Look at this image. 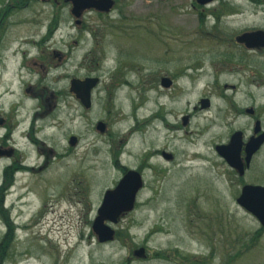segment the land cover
Masks as SVG:
<instances>
[{
  "label": "rangeland",
  "instance_id": "374dc122",
  "mask_svg": "<svg viewBox=\"0 0 264 264\" xmlns=\"http://www.w3.org/2000/svg\"><path fill=\"white\" fill-rule=\"evenodd\" d=\"M20 3L0 35V116L25 133L0 126V142L18 148L0 156V187L13 161L27 169L15 172L5 197L14 235L2 264H264V230L236 260L221 243H247L263 227L237 203V177L214 165L216 144L252 126L231 103L264 106V52L223 62L225 52L244 54L235 33L264 30V0H224L233 10L219 22L209 14L218 2L115 0L109 13L86 10L80 24L67 0ZM173 74L177 84L162 88L161 77ZM87 77L99 78L89 109L70 92L73 78ZM30 87L55 100L49 114ZM202 98L210 108L201 109ZM130 169L144 188L112 224L115 239L100 243L92 225L104 193ZM8 232L0 211V248Z\"/></svg>",
  "mask_w": 264,
  "mask_h": 264
},
{
  "label": "water",
  "instance_id": "95a60500",
  "mask_svg": "<svg viewBox=\"0 0 264 264\" xmlns=\"http://www.w3.org/2000/svg\"><path fill=\"white\" fill-rule=\"evenodd\" d=\"M72 4V14L77 18V23L81 22L80 18L86 10L95 9L100 12L109 13L115 6V0H67ZM213 0H198L202 5ZM239 42H244L248 47L264 46V31L257 30L247 32L238 36ZM169 78L162 79L164 87L171 86ZM99 78L87 77L85 79L73 78L70 82V92L74 93L76 98L80 100L82 105L89 109L92 106V91L98 85ZM203 107L209 106L207 99H202ZM184 124H187L188 116L183 118ZM106 124L100 121L97 129L104 132ZM78 142L76 136L69 139L70 145L74 146ZM264 143V134L257 138H253L248 144L249 155L257 151ZM242 144V134L237 132L227 145L217 146L218 152L228 159L231 166L242 169L239 162V154ZM164 157L171 159L172 155L164 152ZM144 188V179L142 174L137 170H127L118 184L113 189L105 191L101 206L98 209V215L95 218L92 229L98 237L100 243H106L115 239L116 230L112 224H117L121 216L130 212L135 208L138 195ZM237 203L246 211L257 218L262 227H264V186L261 185H245L241 194L237 198ZM111 223V224H110ZM135 255L142 257L145 255V249L140 248L135 251Z\"/></svg>",
  "mask_w": 264,
  "mask_h": 264
},
{
  "label": "flooded vegetation",
  "instance_id": "af4514ba",
  "mask_svg": "<svg viewBox=\"0 0 264 264\" xmlns=\"http://www.w3.org/2000/svg\"><path fill=\"white\" fill-rule=\"evenodd\" d=\"M195 1L199 5L207 6V7L213 6V4L218 2L217 7L210 8V10H209V14L211 16H213L216 19V21H218V22L221 20L222 16L227 13V12L225 13L222 10L218 9L219 6L223 5L224 0H213L211 2H208L207 4H204V5L200 4L198 2V0H195ZM211 9H213V11ZM101 13H103V12H101ZM232 14H234V13H230V14H227V15H232ZM217 28H219V27H217ZM257 30H263V29H256V28L245 29L243 31H239V32L235 33L234 37L236 39V42H237L238 45L243 47L244 54L242 55V57L234 59L233 56H229L228 53L225 52L224 56H223V59H224L223 62L225 64V66H226V64L229 65V64L232 63V61H236V60L238 61V63H244L245 61L248 62L249 58H248L247 51H251V52H255V53L264 52V46L250 48L244 42H239L238 39H237L238 36H240V35H242L244 33L254 32V31H257ZM222 34H220V33H215L214 34L213 33V34H211V36L220 37L221 38ZM222 40H223L222 42H224L226 44V43H228L229 40H232V37L226 35ZM49 62L51 63V61H49ZM166 77L169 78L172 81L170 87H164L162 85V79L166 78ZM177 80H178V78H177V76L175 74H173L172 76L165 75V76L161 77L160 85L164 89L171 90L177 84ZM29 91H33L32 92L33 95L36 96L41 101L40 102L41 107L45 108L44 109V114H49L50 113L49 112L50 109H52L54 106H56L55 100H53L49 96L45 97L46 96L45 95L46 92L44 91L43 88L40 87V88H36L34 90V87H30L28 89V92ZM51 97H52V95H51ZM202 99H207L209 101V106L208 107H203L202 106V104H201V100ZM202 99L199 102L200 106H201V109L210 108L211 107V99L210 98H202ZM52 104H53V106H52ZM230 109L233 110V113L237 117H247V118L251 119L252 126H251L250 130H248L245 127L244 128H240V129H236V130L231 132V134L228 136V138L225 141H220L218 144H216L215 151H216V153L218 155V159H217V161H216V163L214 165H216L220 169V173L221 174H224L225 176H227L228 171H231V173H233V175L235 177H237V180H239V186H240L239 195H240L241 191H242V188L245 185H261V186H264V161L259 160V155L264 150V143L253 154L249 155V152H248V144L250 143V141L253 138H257L260 135L264 134V106L261 107L259 105H257V106L254 105V106H245L244 107V106L237 105V103H235L233 101L231 103V108ZM189 118L190 117L188 116L187 124L189 122ZM187 124H184V121H183V125H187ZM19 125H21V124L19 123L18 125L17 124L13 125L9 117L6 118L4 116H0V126H4L8 133L9 132L11 133L12 130L15 129L18 126L17 129H22L21 130V134L24 135V133H25L24 125H21V126H19ZM237 132H241V134H242V144H241V150H240V154H239V162H240V164L242 166V169H238V168H235V167L231 166L229 161H228V159L225 158L224 156H222L217 150V146L229 144L231 139H232V136L235 133H237ZM33 139H34V137H33ZM33 141L35 143H37L36 140H33ZM164 152L165 151H162V156L163 157H164ZM14 153H15V155H17V153H18V148L17 147H7V142L5 141V139L0 142V156L1 155L11 156ZM165 153H167V152H165ZM168 154L172 155L171 159H167L165 157L164 158L167 159V160H172L174 158V155L172 153H168ZM14 163L16 164L17 171L18 170L21 171L22 169H27V167L21 165V163H20V161L18 159H17V161L16 160L13 161V163H11L8 166L13 165ZM217 222H220V221H217ZM221 225H222V223H221ZM212 226H213L212 225V220H210L209 227H210L211 230H212V228H211ZM220 230H222V227H220V229H218L217 231L220 232ZM248 234H249V232H248ZM210 235H212V234L209 233V236ZM258 236H259V231H253L246 238V242L247 243H244L241 240L242 237L233 239L234 241H232V243H230V242L228 243L227 239L225 241L223 240L221 243L224 245V247L226 249L228 248L227 246L229 244L230 246L233 247L234 251L236 250L235 251L236 253L233 254L232 257H231V260H236V259H238L239 255L242 254V251L251 250L252 248L255 247V244L257 243V240H258ZM241 247H243V248L241 249ZM227 264H231V263L227 262Z\"/></svg>",
  "mask_w": 264,
  "mask_h": 264
},
{
  "label": "trees",
  "instance_id": "16d2710c",
  "mask_svg": "<svg viewBox=\"0 0 264 264\" xmlns=\"http://www.w3.org/2000/svg\"><path fill=\"white\" fill-rule=\"evenodd\" d=\"M23 1H29V0H23ZM21 0H12L9 2L5 7H0V35H2L4 30L7 27V19L10 17V15H13L14 13L18 12L21 10ZM220 10L223 12L227 11H232L233 8L229 5V3H225L221 6H219ZM3 12V13H1ZM17 171L16 164L14 163L11 166H7L6 169L4 170V176H5V181L4 184L0 187V211L2 216L5 218V220L8 223L9 227V232L7 233L6 237L4 238V241L2 243V248H0V264L3 262L4 258V253H7V247L13 245L12 240H13V229L11 222L7 217L5 210H4V203H5V197L8 192V189L14 184L15 182V172ZM261 230H264V228L259 229V235L261 233ZM6 255V254H5Z\"/></svg>",
  "mask_w": 264,
  "mask_h": 264
}]
</instances>
